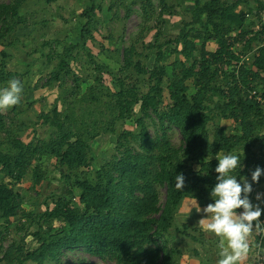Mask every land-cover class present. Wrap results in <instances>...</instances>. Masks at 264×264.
Returning a JSON list of instances; mask_svg holds the SVG:
<instances>
[{"label": "rangeland", "instance_id": "1", "mask_svg": "<svg viewBox=\"0 0 264 264\" xmlns=\"http://www.w3.org/2000/svg\"><path fill=\"white\" fill-rule=\"evenodd\" d=\"M11 1L15 0H0V4ZM209 1L96 0L91 35L82 46L81 43L84 40L81 29L85 19L81 13L91 3L90 0H23L25 10L23 19L17 22L9 36L6 35L7 38H3L5 44L0 43V65H4L7 73H16L14 79L19 80L23 87L20 103L9 109L0 110L5 116L7 127L25 143H29L33 138L34 140L51 139L56 134L54 129L43 122L45 118L39 123L38 120L42 115L49 113L56 104L62 109L63 100L60 96L61 87L59 86L63 84L64 87H73L75 83L73 75L64 76L59 81H55L53 85H50L48 81L57 68L61 54L67 53V44L65 43L80 45L74 53L77 58L73 60L72 68L81 79L80 85L83 92L88 94V100L84 106L86 114L82 115V110L77 105L70 104L76 120L73 118L68 122V126L76 129L80 121L81 124L87 125L83 133L86 134L87 140L93 148L94 152L91 156L94 159L91 158L87 166L75 170L72 174L77 180H83L89 176L95 178L96 170L100 168L101 163L104 164L110 161L113 155L119 154L118 137L127 130L134 133H138L140 130L135 117L118 119L116 124L111 126V121L116 115L114 109L117 100L116 94L121 91L122 85L130 87L140 97L158 83L155 71L163 67L164 79L160 83L163 88L161 95L163 104L160 108L167 109L174 103L168 92V84L184 68L192 70V73H197L199 65L195 66L194 60L212 59V54L217 52L219 48L217 39L208 38L213 30L208 16L202 17V23L193 21L200 7ZM262 1L264 2V0ZM250 7L256 9L258 7L257 0H248L247 4L241 1L238 10L248 12ZM261 13V21L255 15L248 14L246 19L248 31L258 30L264 24V10ZM4 31L6 32L8 29ZM4 31L0 18V38ZM194 33H201V35L195 37ZM240 33V30L236 29L227 34V39L234 46L233 56L224 55L223 60L217 62L213 67V70L217 71L226 68L228 77L218 74V76L208 79L207 83L203 80L204 83L201 84L196 83V79L200 78L199 75L190 77L187 84L189 86L188 94L191 97L198 93L202 87L207 86L209 88L205 92V98L208 100L209 106L213 108L217 105L216 103L225 105L233 97L236 98L234 95L236 90L245 97L253 86L258 88V93L262 94L260 78L256 77V72L259 71L253 62L254 56L258 55L263 37L253 40L251 44L253 49L244 52L246 40L254 37V32L245 35L244 41L240 40L242 37ZM179 38L188 39L196 46L193 49V57H188V53L184 51L185 43L179 41ZM132 46L135 47V50L131 54V64L127 66L125 65L126 52L130 53ZM34 59H39V61L34 63L32 62ZM234 75L238 77L237 83H235ZM98 76L101 77L100 83ZM244 78L251 80L250 86L244 84ZM8 80L13 79L9 78ZM199 80L201 81L202 78ZM9 81L2 82L0 79V89L8 87ZM98 84L99 86H96ZM72 91L74 90L72 89ZM72 91L67 92L68 95ZM76 97L75 100L79 99L80 95ZM69 102L73 103L71 100L64 103L68 105ZM88 103H93L90 106L91 110ZM134 110L135 115H140L145 119L151 137L165 135L167 141L175 148L183 144L179 128L167 120L164 126L160 125L156 113L150 111V114L147 115L141 110V101L135 103ZM232 111L233 108H226L211 113L212 118L208 124V135L211 142L218 135L241 137L242 129L231 116ZM259 119L263 122L257 127L250 140L243 142L241 140L240 144L231 152L220 151L216 156L204 159L208 161L226 154L238 155L242 167L235 169L231 175L236 176L237 181L242 185L243 179L252 185L253 191L249 194V199L256 198L257 193L264 194V182H253L251 179L252 172L260 165H264V112ZM259 119L256 117L254 121L258 122ZM0 137L5 140L6 132L1 131ZM124 140L126 141V139H122V141ZM128 140H131L130 146H137L132 137L129 136ZM246 141L249 143L247 144ZM35 158L29 172L20 180L4 176L0 172V183L5 182L15 186L21 192L24 200L19 214L11 218L2 228L3 234L0 239L6 248L12 244V241H20L24 238L27 248L38 245V242L32 237V233L37 229L35 218L46 208L47 203L53 206V200L49 197L52 193L61 191L64 186L59 160L48 155ZM37 167L38 172L43 175L39 184L35 182L34 168ZM199 167L200 164L194 166V168ZM91 168L94 169L91 170ZM80 192L81 190L77 189L76 195L69 199L76 207L83 208L79 197ZM140 195V191L135 192V196ZM166 195V188L159 186L160 204H164ZM212 201L214 198L212 195H208L201 202H197L201 211L197 212L193 208L189 214V209L194 206L195 200L193 197H187L176 214L175 225L171 229V233L173 234L172 242L181 247L185 253L181 264H206L204 259H202L204 261L198 260L200 256L208 260L209 264H217L221 258L219 256L220 249H218L220 238L198 225V221L205 218L206 215L202 211L203 208ZM260 201H264V198ZM59 224L60 222L54 221V226ZM184 224L188 225V232L195 235V239L185 240L182 237L177 227L184 229ZM258 237L259 235L255 232L249 236L250 252L241 264L263 263L264 253L261 252L263 249L256 246ZM59 259L61 264H117L115 259L92 254L85 247L65 249ZM1 264H10V262Z\"/></svg>", "mask_w": 264, "mask_h": 264}, {"label": "trees", "instance_id": "2", "mask_svg": "<svg viewBox=\"0 0 264 264\" xmlns=\"http://www.w3.org/2000/svg\"><path fill=\"white\" fill-rule=\"evenodd\" d=\"M90 1L91 3L81 13L85 19L81 29L84 40L81 43L82 46L90 38L91 23L96 10V0ZM162 1L166 2V0ZM241 1L248 3V0L237 2L210 0L200 7L193 21L202 23V17L208 16L209 23L213 25L208 38L217 39L219 48L212 54V59L194 60V65H199L197 73L184 68L168 84V92L174 100L172 106L167 109L160 108L163 104L161 101L163 88L160 84L164 79L163 67L155 71L158 83L140 97L133 89L125 87V84L122 85L121 91L116 94L114 108L116 115L111 121V126L115 125L118 119L135 117L140 130L138 133L127 130L118 137L119 154L113 155L110 161L101 163L100 168L96 170L95 178L89 176L83 180H77L72 174L75 170L87 166L94 152L86 134L83 133L87 125L81 124L80 121L81 125L78 124L76 129L68 126V122L75 117L70 104L77 105L82 110V115L86 114L84 106L88 100V94L83 92L80 85L81 79L72 68V62L77 58L74 53L80 45L65 43L67 53L61 54L57 68L48 81L50 85H53L64 76L73 75L75 83L73 87H64L61 84L59 87H61L60 96L63 100L62 109L56 104L49 113L42 115L38 120L39 123L45 118L43 122L55 130L56 134L51 139L34 140L33 138L29 143H25L7 127L5 116L0 111V132L4 131L7 134L5 140L0 137V172L4 176L20 180L29 172L35 157L38 159L48 155L59 160L62 183L64 182L62 190L52 193L49 197L53 200V206L47 203L46 208L35 218L37 229L32 233V237L38 245L27 248L24 238L20 241H12V244L6 248L0 239V264L7 261L10 264H61L59 256L62 252L76 247H85L92 254L100 257L113 258L117 264H181L185 253L181 247L172 242L173 234L171 233L176 214L185 198L193 197L196 201L203 200L211 195L217 183L218 173L215 172V168L218 166V160L204 159L216 156L220 151H233L241 140L242 142L250 140L257 127L263 122L259 117L264 112V24L258 30L248 31L246 19L249 14L255 15L261 21L264 2L257 0L258 7L256 9L250 7L247 12L238 10ZM24 14L23 0L0 4L2 30L8 29L1 34L0 43L5 44L3 38L10 35V31L23 19ZM236 29L241 32V41L246 39L245 35L254 32V37L246 40L244 52L253 49L251 45L253 40L263 37L258 55L254 56L253 62L259 71L256 72V77L260 78L263 95L253 86L245 97L236 90L234 91L236 98L233 97L225 105L216 103L217 105L212 108L205 98V92L209 87H202L191 97L188 94L187 80L194 75H199L198 77L202 80L197 78L196 83L201 84L204 83L203 80L207 83L208 79L218 74L228 77L226 68L217 71L213 70V67L223 60L224 55L233 56L234 46L226 36ZM193 35L198 37L201 33ZM180 40L185 43L184 51L188 53V57H193V49L196 46L188 39L179 38ZM134 50L135 47L132 46L130 53L126 52L125 65L131 64V54ZM38 61L39 59H34L32 62ZM15 75L16 73H7L4 65H0L2 82H8L9 78L14 79ZM234 79L237 83L236 75ZM98 81L100 83V76ZM243 81L246 86H250L251 80L244 78ZM69 91H72L70 95L67 93ZM254 91L255 94H252ZM77 95L80 97L75 100ZM69 100L73 103L69 102L65 105ZM137 101H141V110L147 115L150 111L157 114L160 125L164 126L167 120L177 126L181 132L183 144L175 148L167 141L165 135L151 137L145 119L139 114V116L135 115L134 105ZM92 104L87 105L90 107ZM226 108H233L231 116L239 123L242 135L241 137L218 135L211 142L208 135L211 113ZM256 117L259 119L258 122L254 121ZM129 136L133 138L137 146H130ZM246 143L248 144L249 141ZM197 164H200V167L194 168ZM259 167L263 170L264 165ZM34 173L36 184L41 183L43 175L38 172V167L34 168ZM178 173H183L185 176L183 190H177L175 187V177ZM263 174L259 182H264ZM159 186H164L167 192L163 205L159 201ZM77 189L81 190L79 197L83 208L76 207L69 199L76 195ZM136 191H140L141 195L135 196ZM250 201L253 205L259 204L264 210V201L260 203L256 198ZM214 202L215 200L211 203ZM23 204L22 194L15 186H11L10 183H0V236L3 234V226L5 227L11 218L19 214ZM236 211L242 212L243 209ZM260 220L264 223V211ZM54 221L60 224L54 226ZM177 230L185 240L195 239V235L188 232V225L184 224V229L177 227ZM201 241H203L202 238ZM256 242V246L261 247L263 249L261 252L264 253V235H259ZM198 255L200 256L199 253ZM198 260L209 264L204 257L200 256Z\"/></svg>", "mask_w": 264, "mask_h": 264}, {"label": "clouds", "instance_id": "3", "mask_svg": "<svg viewBox=\"0 0 264 264\" xmlns=\"http://www.w3.org/2000/svg\"><path fill=\"white\" fill-rule=\"evenodd\" d=\"M22 91L19 80L9 81L8 87L0 89V110L19 104ZM216 159L217 183L211 192L215 202L203 208L202 211L206 215L198 221V225L220 238L218 248L221 258L217 264H240L250 252L249 236L253 232L264 235V223L260 220L264 210L259 204L253 205L249 199V194L253 191L252 185L246 179H243L242 185L236 176L231 175L235 169L242 167L240 157L236 154H226L217 156ZM262 173L264 170L257 167L251 174L252 181L259 182ZM184 185L183 173L176 174V189L183 190ZM262 198L264 194L257 193L256 200L260 201ZM193 208L197 212L201 211L196 199L194 206L189 209V214ZM241 208L243 211L238 214L236 210Z\"/></svg>", "mask_w": 264, "mask_h": 264}, {"label": "crops", "instance_id": "4", "mask_svg": "<svg viewBox=\"0 0 264 264\" xmlns=\"http://www.w3.org/2000/svg\"><path fill=\"white\" fill-rule=\"evenodd\" d=\"M201 201H202V200H200V201H197V202L199 203V202H201ZM237 213L239 214V213H241V212H237ZM218 249H219V248H218ZM241 263H243V261H242V262H240V264H241Z\"/></svg>", "mask_w": 264, "mask_h": 264}, {"label": "built area", "instance_id": "5", "mask_svg": "<svg viewBox=\"0 0 264 264\" xmlns=\"http://www.w3.org/2000/svg\"><path fill=\"white\" fill-rule=\"evenodd\" d=\"M252 94H255V91H254ZM258 264H264V263H260V262H259Z\"/></svg>", "mask_w": 264, "mask_h": 264}]
</instances>
